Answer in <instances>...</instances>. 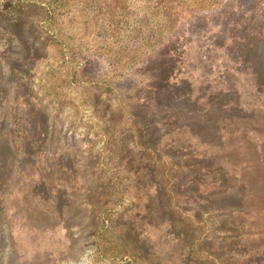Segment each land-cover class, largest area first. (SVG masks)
Returning a JSON list of instances; mask_svg holds the SVG:
<instances>
[{"label":"rangeland","instance_id":"1","mask_svg":"<svg viewBox=\"0 0 264 264\" xmlns=\"http://www.w3.org/2000/svg\"><path fill=\"white\" fill-rule=\"evenodd\" d=\"M259 1L264 0H0V264H180L179 254L189 257L184 264H264V152L259 149L264 97L251 73L228 75L239 86L240 94L230 97L238 107L210 114L214 120L228 112L219 124L233 131L227 148L214 151L212 163L223 179L221 161L228 158L238 168L230 178L244 179L236 192L245 198L228 199L234 211H247L240 217L242 243L233 236L240 226L221 220L218 210L208 214L207 205L216 200L199 192L188 200L180 185L171 183V201L185 211L174 229L185 232L189 248L197 247L182 253L138 218L140 240L164 250L160 259L145 261L122 235L123 221L132 222L138 211L142 215L147 197L137 203L129 193L103 206V173L94 163L104 158L107 141L100 137L102 111L122 107V125L130 127L128 112L143 105V89L156 84L163 66L152 57L159 47L177 45L185 56L179 93L190 96L192 111L200 110L203 99L196 98L207 89L202 80L211 83L219 76L205 67L232 63L225 51L207 52L218 30L215 17L235 16L240 25L253 21L259 34ZM53 151L72 153L75 165L70 168L73 161L64 157L54 165ZM89 157L95 158L90 167ZM195 216L208 223L193 225Z\"/></svg>","mask_w":264,"mask_h":264},{"label":"trees","instance_id":"2","mask_svg":"<svg viewBox=\"0 0 264 264\" xmlns=\"http://www.w3.org/2000/svg\"><path fill=\"white\" fill-rule=\"evenodd\" d=\"M255 7L263 10L259 17L261 18L259 34L253 29V21L240 25L241 20L236 19L235 16L217 15L215 17L218 30L210 38L207 52L210 54L225 51L232 63L222 60V64L217 66V69L214 64L205 67L210 74L217 72L219 76H216L211 83L208 79L202 80L201 86L207 89L200 98H196L199 103L203 99L202 109L192 111L194 109H190L187 105L191 101L190 96H187V100L184 93H179L183 88L180 81L184 76L185 56L180 55L177 45L167 44L159 47L152 56L163 66L159 68V75L155 76L156 84L150 83L146 86L147 90L143 89L147 91L142 99L143 105L128 112L132 118L130 127L125 129L122 125L126 122V114L122 107L113 112L111 109L102 111L101 120L104 122V130L100 137L107 139L102 153L104 158H97L94 162L95 158L89 157L86 163L88 167L92 162L96 163L97 168L103 173L99 193L100 201L104 202L103 206L108 204L110 199L118 196L123 199L129 193L137 203L140 202H138L139 199L147 197L148 204L145 212L142 215L140 211L136 212L132 222L123 221L125 233L122 235L131 247L138 248L145 261L151 262L154 257L160 259L164 250L162 249L160 253L156 244L150 245L148 239L140 240L141 235L135 230L138 218L143 220V224L149 231L160 234L159 239L172 240L175 247L181 248L182 253H185V248L193 251L197 247L193 245L189 248L185 232L176 233L174 229L177 223H181L185 211L171 201V183L180 185L179 193L185 194L188 200L196 192L205 193L209 199H212L211 201L216 200L215 205H207L208 214L218 210L221 220L231 219L242 230L240 217L247 211L242 210L239 213L234 211L228 199L231 196L238 197L239 193L236 190L238 186L245 184L244 179L238 174L230 178L233 176L232 171H238V168L234 167V163L228 158L221 161L226 171L222 176L223 179H219L215 174L216 167L212 163V157L214 151H224V148H227V138L233 133L230 131L229 134L228 128L219 124L228 116L230 107H238V104L230 97L240 94L239 86L232 85L234 82H230L228 75L234 77L251 73L255 88L259 91V97H264V1H259ZM251 30L253 33H250ZM152 57L149 58L150 65H152ZM212 62L218 64V61ZM230 64L233 67H230ZM220 81L225 86H221ZM129 98L126 97L125 101L131 100ZM194 103L197 104V102ZM212 111L228 112L224 117L213 120L210 117ZM259 149L261 153L264 152V146ZM52 156L53 164L56 166L61 164L63 157L68 162L73 161L70 163V168L75 165L74 156L70 152L53 151ZM74 171L76 172V169ZM75 177L78 178V173ZM147 187L149 189L146 191ZM239 196L242 200L245 198L241 194ZM121 209L120 206L115 212L118 214ZM98 212L97 210L96 213ZM104 220L114 225L111 217ZM194 220L196 221L193 225L208 223L200 216H195ZM209 230L207 229L208 232ZM217 232L215 229V233ZM242 232L244 233V230L233 233L235 241L242 243ZM135 236L137 240L134 239ZM202 239L203 237H199L196 241H202ZM179 256L180 264L186 263L189 259L183 254ZM213 259L218 260L216 257Z\"/></svg>","mask_w":264,"mask_h":264}]
</instances>
